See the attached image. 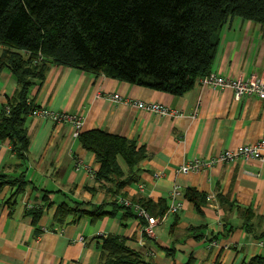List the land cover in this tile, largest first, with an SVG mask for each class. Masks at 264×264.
Listing matches in <instances>:
<instances>
[{"label": "crops", "instance_id": "0c3cea01", "mask_svg": "<svg viewBox=\"0 0 264 264\" xmlns=\"http://www.w3.org/2000/svg\"><path fill=\"white\" fill-rule=\"evenodd\" d=\"M211 73L235 80L264 79V27L239 18L229 20L219 31ZM204 78L191 91L174 96L51 66L30 92L33 104L81 116V133L99 130L144 147L148 157L139 165L137 181L122 193L130 201H164L168 206L169 193L176 189L182 209L165 217L153 239L142 237L139 221L124 218L121 212L96 222L68 215L59 223L56 213L61 205L100 206L110 212L109 185L91 178L89 171L95 173L100 166L72 136L71 125L29 114L24 160L15 156L8 140L0 142V175L19 179L16 185L0 189V264H100L99 246L107 236L125 240L151 264H186L190 259L194 264H243L255 256L264 259V246L259 245L264 238L256 239L242 228L249 210L255 215L250 223L256 234L264 233V162L239 160L199 173L178 172L187 161L264 140V101L256 97L236 101L232 91L205 85ZM16 89L11 74L3 71L0 111ZM115 94L121 103L111 99ZM135 101L161 104L173 114L141 111L133 106ZM118 162L127 175L124 161ZM154 173L161 176L154 178ZM21 184L23 191L13 197ZM187 189L207 195L201 215L184 199ZM37 209L42 215L33 223L27 212Z\"/></svg>", "mask_w": 264, "mask_h": 264}, {"label": "trees", "instance_id": "16d2710c", "mask_svg": "<svg viewBox=\"0 0 264 264\" xmlns=\"http://www.w3.org/2000/svg\"><path fill=\"white\" fill-rule=\"evenodd\" d=\"M234 18L264 27V0H0V75L8 71L17 85L0 111V142L8 140L15 156L25 159L29 145L25 122L34 106L27 100L35 82H42L51 66L184 95L210 73L219 31ZM76 139L95 155L100 167L94 180L109 185L112 210L61 205L57 221L62 223L74 215L96 222L119 212L124 218H135L116 199L126 198L123 188L137 181L139 165L148 157L145 148L99 130L80 133ZM119 159L128 167L127 175ZM18 181L0 175V189ZM22 184L13 197L23 191ZM184 199L202 214L207 195L187 189ZM131 202L153 217L163 216L168 209L164 201ZM27 213L36 223L42 209ZM244 215L242 228L256 239L264 238V233L257 235L250 223L255 215L249 210ZM99 247L100 264H151L116 236H107ZM186 264L194 262L190 259ZM243 264H264V259L255 256Z\"/></svg>", "mask_w": 264, "mask_h": 264}, {"label": "built area", "instance_id": "2783aa9c", "mask_svg": "<svg viewBox=\"0 0 264 264\" xmlns=\"http://www.w3.org/2000/svg\"><path fill=\"white\" fill-rule=\"evenodd\" d=\"M204 84L213 88L229 89L232 91L233 97L236 101H239L244 97H256L259 100L264 101V79L262 78L251 77L249 79L240 78L235 80L211 73L204 78ZM111 99L119 103L123 101L117 94L113 95ZM27 102L31 105L30 98ZM132 104L135 108L148 113L159 114L162 116L173 114L168 108L158 103L135 101ZM30 115L32 117L51 121L55 124L71 125L72 136L74 138H78L81 133L83 118L79 115L50 111L45 108H38L35 105L32 106ZM239 160H244L246 162H264V140L258 141L254 144L226 149L212 157L210 156L187 161L178 168V172L181 174L199 173L206 171L217 164L236 163ZM95 173L89 171L93 180L95 179ZM160 176V173L153 174L154 178H159ZM178 195L179 192L176 189H173L169 193L170 204L168 205L166 213L160 217L151 216L143 207L126 198L118 197L116 203L133 212L136 220L139 221V233L142 237L153 239L156 235V228L164 223L165 217L169 214H177L181 211L182 203L179 200ZM83 240V238H79V241L82 242ZM259 245L264 246L263 243H259Z\"/></svg>", "mask_w": 264, "mask_h": 264}]
</instances>
